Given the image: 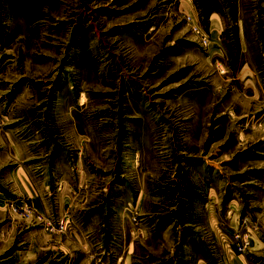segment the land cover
Returning a JSON list of instances; mask_svg holds the SVG:
<instances>
[{
  "label": "rangeland",
  "instance_id": "obj_1",
  "mask_svg": "<svg viewBox=\"0 0 264 264\" xmlns=\"http://www.w3.org/2000/svg\"><path fill=\"white\" fill-rule=\"evenodd\" d=\"M209 18L219 52L191 31ZM241 29L264 46V0H0V264H101L128 219L167 234L166 255L264 264V128L227 48Z\"/></svg>",
  "mask_w": 264,
  "mask_h": 264
},
{
  "label": "crops",
  "instance_id": "obj_2",
  "mask_svg": "<svg viewBox=\"0 0 264 264\" xmlns=\"http://www.w3.org/2000/svg\"><path fill=\"white\" fill-rule=\"evenodd\" d=\"M241 32L242 35L239 38L237 50L234 52L235 48L227 46L229 50L231 49L235 53L231 58H233L232 61L235 63L236 103L239 104L240 102L247 107L246 111L255 114L258 117L257 124L259 125L260 123L264 128V46L261 42L256 43L245 29H241ZM208 33L210 36L206 48L208 50L221 51L219 41L216 40L217 38L220 40L222 33L221 20L209 18ZM227 64L230 65V62H227ZM245 115V113L240 114L241 117ZM146 200L145 197L142 200L139 198L134 200L131 209L139 211L141 208H149V205H151L149 203L151 202ZM134 213L136 214L137 212ZM176 214L178 215V213ZM127 224L128 228L123 229L121 249L117 251L114 243V248L106 254L105 260L101 264H157L159 260L165 257L172 258V264H210L208 254L190 247L189 251L184 249L172 251L170 249V255H166L164 254V246L171 247L166 237L167 234L154 233L153 236H147L142 239L133 229H129V219ZM199 244L201 245L200 242Z\"/></svg>",
  "mask_w": 264,
  "mask_h": 264
},
{
  "label": "built area",
  "instance_id": "obj_3",
  "mask_svg": "<svg viewBox=\"0 0 264 264\" xmlns=\"http://www.w3.org/2000/svg\"><path fill=\"white\" fill-rule=\"evenodd\" d=\"M186 19L188 22L191 23L192 19L190 16H187ZM191 31L194 34V36L196 37L197 41L203 47H207L209 37L204 33L200 24L198 25L196 22H194V24L192 23ZM236 239H238L237 245H236L238 251H243L245 249V247H247L249 245V241H248L246 235H242V234L237 235Z\"/></svg>",
  "mask_w": 264,
  "mask_h": 264
}]
</instances>
